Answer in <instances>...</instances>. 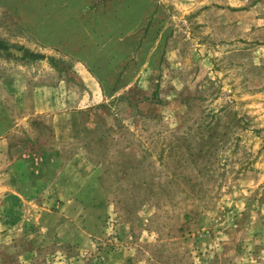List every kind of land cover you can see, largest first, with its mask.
<instances>
[{"label":"rangeland","instance_id":"1","mask_svg":"<svg viewBox=\"0 0 264 264\" xmlns=\"http://www.w3.org/2000/svg\"><path fill=\"white\" fill-rule=\"evenodd\" d=\"M0 42V264H264V0H0Z\"/></svg>","mask_w":264,"mask_h":264},{"label":"trees","instance_id":"2","mask_svg":"<svg viewBox=\"0 0 264 264\" xmlns=\"http://www.w3.org/2000/svg\"><path fill=\"white\" fill-rule=\"evenodd\" d=\"M0 51L6 53V54H9V47L0 42ZM23 58H27L31 61H36V60H39V59H43L44 56L42 54H36V53H33V52H28V51H23ZM119 99H122L121 97Z\"/></svg>","mask_w":264,"mask_h":264}]
</instances>
